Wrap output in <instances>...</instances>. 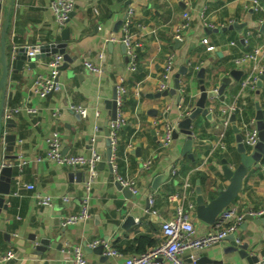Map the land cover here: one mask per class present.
Segmentation results:
<instances>
[{
	"label": "crops",
	"instance_id": "crops-1",
	"mask_svg": "<svg viewBox=\"0 0 264 264\" xmlns=\"http://www.w3.org/2000/svg\"><path fill=\"white\" fill-rule=\"evenodd\" d=\"M259 1L262 10L253 8L252 0H75L67 24L71 32L66 45V51L75 58L59 72L61 90L45 97L31 92L35 77L47 73L50 56L36 59L34 68L24 63L15 76H8L4 95L0 90V106L3 103L5 111L17 105L36 109L34 113L22 109L13 114L11 125L4 127L5 132L15 134L13 150L5 153L16 157L2 162L13 165L16 175L15 164L20 158L26 159L20 178L23 182L33 183L34 189L17 186L15 180L11 181L9 194L4 195L6 208H0V251L11 248L18 256V264H62L70 255L68 245H80L86 264L121 263L125 256L143 252L161 241V222L173 215L178 202L185 209L193 202L194 208L189 210L197 234L209 229L210 224L195 214L197 173L203 175L200 185L205 198L210 199L217 188L225 187L228 181L221 174V158L233 160L238 157L232 125H236L242 134L243 123L255 119V103L264 110V79L261 87L252 90L242 84L249 73L255 72L252 62H233L242 51L264 45V27L261 26L264 1ZM49 2H0V38L2 28L7 24L4 39L8 62L19 46L29 48L63 42L62 29L55 22ZM128 7L132 8L130 31L142 42L137 69L133 72L126 69L125 49L119 40L120 28L113 30L115 21L125 15ZM183 12L189 13L190 17L180 32L182 41L176 44L175 35L184 21ZM235 20L245 22V25L222 30ZM111 36L113 40H110ZM207 45L214 47L207 50ZM99 52H102V58L98 56ZM169 53L173 54V68L166 79V89L174 90L175 74H178L179 88L156 97L153 94L159 91L163 81V64ZM83 60L101 64L102 72L87 70ZM263 63L264 55L262 66ZM182 67L185 70L180 72ZM201 67L204 68L206 89L216 88L221 83L220 76L230 77L232 69L242 70V74L238 80L232 78L226 85L223 101L218 96L206 99L205 106L211 110V118L200 114L192 121L194 141L189 156L183 153L185 134L179 132L167 147H162L156 131L163 121L176 127L182 118L178 101L185 109L195 105L201 85L196 72ZM1 72L0 62V75ZM119 76L124 77L127 86L121 104L126 123L119 130L113 171L106 160L104 124L110 120L106 100L115 92ZM70 104L84 106L86 116L81 117L69 107ZM54 109L59 110V116L52 115ZM153 109L155 113L151 111ZM53 129L59 131L63 153L89 156L93 145L101 154V160H105L103 165L96 164L89 193L90 216L67 226H61L60 219L79 209L86 173L80 170L82 179L77 181L75 176L69 178L68 174L78 170L36 159L46 149L45 136ZM148 157L152 158V164L143 168L141 163ZM114 172L135 179L138 191L134 196L126 197L117 188ZM158 176L162 177L156 187L152 186ZM35 192L51 194L56 201L51 206H39L35 202ZM64 194L71 196L69 203L61 202L60 196ZM149 196L153 198L152 204L148 201ZM231 204L244 213L264 207V154L257 165L246 170ZM129 215L133 221L125 225ZM257 218L261 217L244 219L233 233L239 242L260 249L264 246V222H258ZM43 237L51 238L50 245L44 251L37 250L36 245ZM97 238L106 240L120 255L102 257L89 251L88 243ZM229 243L230 240L224 238L201 253L220 258L222 264H249L235 252H224ZM193 251H184L183 261L188 263ZM263 258L264 255H260L259 261L252 264H262Z\"/></svg>",
	"mask_w": 264,
	"mask_h": 264
},
{
	"label": "built area",
	"instance_id": "built-area-1",
	"mask_svg": "<svg viewBox=\"0 0 264 264\" xmlns=\"http://www.w3.org/2000/svg\"><path fill=\"white\" fill-rule=\"evenodd\" d=\"M2 0H0L1 2ZM253 8L263 9L259 0H252ZM75 5V0H50L49 8L52 11L55 22L58 28L62 29L65 27L70 19V12L73 11ZM132 8L128 7L125 17L120 25V36L119 40L125 46V58H126V69L129 72H133L137 69L138 54L142 47V42L134 36L130 31ZM184 21L180 24L178 32L176 33V38L182 41V36L180 34L181 30L187 26L189 21V13L183 12L182 14ZM114 37L111 36L110 40ZM201 42L205 43L204 39ZM55 43V42H54ZM39 45H35L33 48H28L27 53L33 54L35 50L38 49ZM213 45H207V50H212ZM100 58H102V52L97 53ZM264 55V45L257 46L249 50L242 51L241 54L233 58V62L236 64H242L245 62H252L255 68V72L249 73L243 80L242 84L247 85L249 88L254 90L256 88V80L258 74L262 71L261 60ZM63 54L55 52L50 55L47 61L48 71L44 74H38L32 85L31 92L37 94L41 97L47 96L49 93L58 92L62 88L61 82L58 80V75L60 72V65L63 63ZM83 66L95 73H101L103 68L101 64L92 63L89 60H83ZM173 68V54L169 53L165 57L163 64L162 77L163 81L159 84L158 90L162 91L168 88L166 79L169 77V73ZM116 92V104L117 110L114 119H110L107 123V137L110 140L111 146V156L108 159L112 170H115V165L113 163L114 151L118 146L119 130L125 125L126 120L123 116L121 110V104L123 97L127 92V86L125 84V79L123 76H119L115 83ZM69 107L76 112L81 117L86 116V108L82 105L70 104ZM177 107L181 109V116H186L190 108H183L181 101L177 102ZM24 109L28 113H34L35 108L27 105H17L10 109L4 110L5 117H11L13 114ZM54 117L59 116V110L54 109L52 111ZM227 120L224 121L226 125ZM177 130L174 124L163 121L160 128L157 129L156 133L158 136V141L162 147H167L173 140V131ZM92 138L91 141H93ZM258 140V130L256 128L255 119H250L243 123L242 129V142L249 148H251ZM46 149L42 154L36 156L37 160H50L59 165L70 167L74 170H83L86 173V178L83 182V193L81 194L80 206L77 211L69 212L61 217V226H67L69 224H74L79 220H85L90 216L89 211V197L90 188L93 183V177L95 174L96 164L101 161V154L98 150L91 145L90 155L85 156L80 153H63L61 150L59 131L57 129L51 130L45 136ZM222 147L223 144H221ZM26 162V159L20 158L18 163L15 164L17 168V173L14 175L13 180L17 186L23 185L27 189H34L33 183L23 182L20 178L21 168ZM152 164V158L148 157L145 159L141 165L143 168H148ZM11 165V164H9ZM13 166V165H11ZM115 173V172H114ZM174 173V171H173ZM114 180L118 181L121 185L129 188L131 193L135 194L138 191V186L134 178H126L115 173ZM16 193V192H15ZM35 202L39 206H51L55 203V196L48 193L35 192L34 193ZM71 196L64 194L60 196V200L63 203H69ZM150 204L153 203L152 196L148 197ZM193 202H189L188 209H185L181 202L175 206V211L173 215L169 218L164 219L161 222V232L162 239L156 245L151 246L147 250L125 256L121 263L117 264H193V261L186 263L183 261L181 255L184 251L190 249L204 250L209 246L221 242L229 233H233L239 226V224L245 219V213L238 211L236 206L229 204L222 208L217 216L215 217L210 228L207 229L202 234H197L195 225L192 220L191 212L189 209H193ZM248 214L256 217H264V207L257 208L254 210H248ZM238 241V240H237ZM101 244L103 246L102 253L106 256L116 257L120 255V252L112 247L104 239H93L88 243L90 248ZM67 252L70 255L66 257L62 264H86L87 260L83 249L80 245H68ZM18 256L15 251L11 248L4 251H0V263L11 262V264H18ZM264 263V258L261 261Z\"/></svg>",
	"mask_w": 264,
	"mask_h": 264
},
{
	"label": "water",
	"instance_id": "water-1",
	"mask_svg": "<svg viewBox=\"0 0 264 264\" xmlns=\"http://www.w3.org/2000/svg\"><path fill=\"white\" fill-rule=\"evenodd\" d=\"M264 1V0H263ZM72 15V12H70V16ZM125 15L116 20L113 30L117 31L118 28L121 25L122 20L124 19ZM6 25L2 28L1 32V38H0V62L2 67V72L0 75V90L2 91V95H4L6 88H7V78L8 76H15L19 70L22 69L24 63L27 64L28 67L34 68L35 66V60L38 58H45L46 56H50L51 54L58 52L63 54V63L60 65V70L66 69L68 64L72 62V60L75 58L74 56H70L69 53L66 51V45L67 40L69 39V35L71 32V28L66 25L61 30V38L63 42L54 43V42H48L43 43L38 46V49L34 51L33 54H28V47L27 46H19L14 49L13 55L10 57V61L8 62L6 57V50H5V30ZM245 25V22H238L237 20L231 22L227 26H223L222 30H225L227 28L235 27V28H241ZM264 27V23L261 25ZM214 30H218L215 28ZM241 31V30H240ZM241 41H244V38L241 39ZM175 43H180V40L175 39ZM111 45V42L108 44ZM124 45V44H123ZM122 45V46H123ZM34 46H31L30 48H33ZM125 49V46H124ZM185 70V67H182L180 69V72ZM242 74V70L232 69L230 70V77L221 75V83L216 87L212 89H206L205 83L203 82L204 79V68L201 67L197 70L196 76L200 78V94L195 102V105L191 108L189 113L182 117L180 120H178L176 124V128L173 131V138H176L178 136V133L181 132L186 135L185 143L183 147V153L188 154L191 156L190 149L191 145L194 141V137L192 136V121L198 116V115H204L207 118H211V110H209L208 107H206L205 102L207 98H212L215 96H218L219 100H224V89L227 84L230 83L232 78H235L238 80ZM178 74H175L174 77V85L175 89L179 88L178 84ZM264 79V63L262 66V71L258 74L257 80H256V86L259 88L262 86ZM173 89H164L162 91H157L153 96L159 97V96H165L169 94L170 92L174 91ZM51 95L49 93L47 96ZM152 95V94H150ZM116 92L113 93L112 97L110 99L106 100V106L109 109L110 119L115 118L116 110H117V104H116ZM256 113H255V123L256 128L258 130V140L257 142L251 147H247L242 142V134L240 132V129L236 125H232V128L236 132V151L238 153V157L236 159H228L227 157L221 158V174L226 180L228 181L225 187H219L216 190V194L212 196L210 199L205 198V196L202 193L200 180L199 178L195 179V214L196 216L209 224H212L215 217L219 213V211L229 205L237 196L238 191L241 187L243 176L248 168H250L252 165H257L264 154V110L259 107V104L256 102ZM155 113L156 110H151ZM232 121H234V116L231 118ZM12 122L11 117H5L4 116V107L3 103L0 106V208H6V203L4 195L9 194L10 188H11V181L13 180L14 174H13V167L8 164H4L2 162L3 159H11L15 158L16 155L9 154L5 152H9L13 150V146L15 144V134L5 132L4 127L10 126ZM107 121L105 122V141H106V160L111 156V146H110V140L107 137V127H106ZM151 133L154 134V130H151ZM139 149V147H137ZM138 151V150H136ZM105 163V160H101L97 163V165H103ZM110 164V163H109ZM96 165V166H97ZM83 172L78 170L76 172H69L68 176L69 178H72L75 176V179L77 181H81ZM158 176L153 182L152 186L157 185L159 182ZM118 189L122 191V193L126 196H134L133 193L129 190L128 187L121 185L118 181L114 182ZM253 219V216L245 213V219ZM133 221L132 216H128L125 220V225L128 223H131ZM258 222H264V217L257 218ZM226 239L230 240L229 246H227L224 250L225 253L227 252H235L238 256L244 257L249 264L258 262L260 259V255H264V246L260 249H256L255 245H249L245 242H239L237 239H235L234 233H229L225 237ZM51 242V238L43 237L40 239L39 244L36 245L37 250L44 251L46 250ZM60 244H58L59 247ZM89 251L96 252L102 257H106L105 254L102 253L103 246L101 244L95 246L94 248L89 249ZM188 262L193 261V264H222V260L220 258H212L209 255L202 254L200 250L194 249L193 253L190 254V258L187 260Z\"/></svg>",
	"mask_w": 264,
	"mask_h": 264
},
{
	"label": "trees",
	"instance_id": "trees-1",
	"mask_svg": "<svg viewBox=\"0 0 264 264\" xmlns=\"http://www.w3.org/2000/svg\"><path fill=\"white\" fill-rule=\"evenodd\" d=\"M196 177H198V178L200 179L201 182L203 181V175H202V174L197 173V176H196Z\"/></svg>",
	"mask_w": 264,
	"mask_h": 264
}]
</instances>
